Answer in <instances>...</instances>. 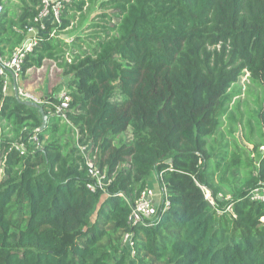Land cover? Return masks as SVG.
Here are the masks:
<instances>
[{
	"label": "trees",
	"instance_id": "obj_1",
	"mask_svg": "<svg viewBox=\"0 0 264 264\" xmlns=\"http://www.w3.org/2000/svg\"><path fill=\"white\" fill-rule=\"evenodd\" d=\"M94 1H63L41 28L43 0H0V55L41 29L19 83L46 61L69 77L65 118L54 92L37 96L43 129L0 77V264H264V202L249 197L264 185V0H104L87 48H71L62 35ZM245 73L260 92L242 112ZM87 158L111 178L105 193L87 187ZM153 174L169 208L130 227Z\"/></svg>",
	"mask_w": 264,
	"mask_h": 264
},
{
	"label": "built area",
	"instance_id": "obj_2",
	"mask_svg": "<svg viewBox=\"0 0 264 264\" xmlns=\"http://www.w3.org/2000/svg\"><path fill=\"white\" fill-rule=\"evenodd\" d=\"M63 1L65 0H43L44 6L35 16L34 21L38 22L41 28H45L49 25L46 23L47 20H49L51 24L59 23ZM3 7V3L0 2V16L3 12ZM51 33H55L54 28L51 29ZM39 36H41V29L30 27L27 29L26 35L21 44L13 50L10 57L0 55V77L3 79L4 92L7 91L9 86H12L11 72L14 73L16 79L18 80L22 60L25 55L32 50L33 46L36 44L37 37ZM18 92L21 99H29L41 103V100L32 96L28 92H24V90H22L19 86ZM58 99L60 100V103L54 104V111L61 117L65 118V110L68 106L69 97L66 93H63L62 96L58 97ZM28 140L33 144L35 143L37 147L41 146L35 134L31 135ZM12 146L19 152V154H24L26 152V145L23 141L15 142ZM81 149L85 150L86 147L82 146ZM86 166L88 175L92 178V182L89 183L87 187L92 191L98 188L105 193L106 186L111 182V178L104 170H100L90 158L86 159ZM249 197L253 200H260L264 202V185L253 189L249 193ZM206 198L209 202H213L209 194L206 195ZM158 201L159 202L157 203L154 191L148 186L145 187L139 194L134 204L131 205V210L127 218V225L132 227L136 224H144L146 220L156 217L158 211L163 212L167 210L170 204L169 201L165 199L164 189L161 190V198ZM121 243L131 255L134 254L135 240L134 234L131 230H126L122 233Z\"/></svg>",
	"mask_w": 264,
	"mask_h": 264
},
{
	"label": "rangeland",
	"instance_id": "obj_3",
	"mask_svg": "<svg viewBox=\"0 0 264 264\" xmlns=\"http://www.w3.org/2000/svg\"><path fill=\"white\" fill-rule=\"evenodd\" d=\"M104 0H95L92 3V6L89 9L87 18L85 21L82 23L81 26L76 27L75 30H71L69 33H66L62 35L70 44L71 48H74L71 41L74 38H79L82 43V48L86 49L88 44V35L91 34L92 28H89L88 26L98 20V15L102 13L103 11L100 9V4ZM113 22V21H112ZM47 24H51L49 20L46 21ZM71 52V50H69ZM31 74H28L27 80L25 78V81L23 82V89H26L32 94H36L37 96H44L45 94H49L50 90L54 92V95L58 97L62 96L63 93L68 92V82H69V77L62 75L61 74V69L58 68L56 69L54 62L52 61H46L44 66L37 71L35 70H30ZM42 75V76H41ZM43 75L45 79H47V83H45ZM47 77V78H46ZM233 89L235 91H240V95L235 97L237 100L240 101V111H245L249 110L251 111L252 108L254 107V96L259 94L260 90H258L252 83L249 82L248 80V74L245 73L239 80V82L234 85ZM11 90V89H10ZM236 100V99H235ZM245 104V105H244ZM246 107V109H245ZM128 131L123 135V138L128 137ZM235 138L237 141H239L241 144H244L248 148H251V145L247 144L243 138H242V129L241 131L239 130L238 132H235ZM226 140L232 141L231 136H227ZM264 147H260L259 150H263ZM255 154V153H254ZM154 179L152 180L151 183H148L147 186L150 187L154 191L155 199L156 202L158 203L159 199L161 198V186L158 182V179L155 177L153 174ZM205 194H209V191L205 190ZM210 196V194H209ZM210 198V197H208ZM92 217V215H91ZM107 242V241H104ZM124 248V247H123ZM126 249V248H124ZM118 257L117 255H114V258L116 259ZM130 264H136L135 261L130 260Z\"/></svg>",
	"mask_w": 264,
	"mask_h": 264
},
{
	"label": "water",
	"instance_id": "obj_4",
	"mask_svg": "<svg viewBox=\"0 0 264 264\" xmlns=\"http://www.w3.org/2000/svg\"><path fill=\"white\" fill-rule=\"evenodd\" d=\"M11 75H12V92H13L14 97L18 101H21V102L25 103L26 105L37 108L39 110V112L41 113V125H40L39 129H43L47 123V115L44 113L42 106L40 105V103H38L36 101L29 100V99H21L19 96V92H18L17 79H16L13 72H11ZM208 205L212 206V202L208 201Z\"/></svg>",
	"mask_w": 264,
	"mask_h": 264
},
{
	"label": "crops",
	"instance_id": "obj_5",
	"mask_svg": "<svg viewBox=\"0 0 264 264\" xmlns=\"http://www.w3.org/2000/svg\"><path fill=\"white\" fill-rule=\"evenodd\" d=\"M36 70H38V69H36ZM28 74H31L30 70H29V71L26 73V76H25V78H26V77H28ZM41 76H42V75H41ZM25 78L23 77V79H24V80H23V79H22L23 81L21 80V81H22V83H19V81H18V80H19V78H18V80H17V85L19 86V84H20V86H21V87H23V85H22V84H23V82L25 81ZM43 78H44V81H45V83H47V81H48V80H47V79H45L44 75H43ZM46 78H47V77H46ZM26 80H27V78H26ZM26 89H27V88H26ZM31 94H32V93H31ZM32 95H33L34 97H36V98H39V97H37V95H36V94H32ZM45 95H46V94H45ZM246 147H247V146H246ZM247 148H248V147H247ZM249 149H250V148H249ZM153 179H154V176H151L149 183H151Z\"/></svg>",
	"mask_w": 264,
	"mask_h": 264
}]
</instances>
